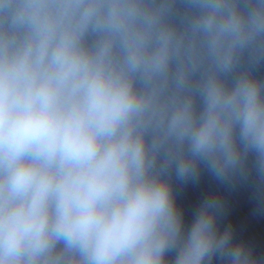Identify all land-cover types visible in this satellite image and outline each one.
<instances>
[{
    "label": "clouds",
    "instance_id": "1",
    "mask_svg": "<svg viewBox=\"0 0 264 264\" xmlns=\"http://www.w3.org/2000/svg\"><path fill=\"white\" fill-rule=\"evenodd\" d=\"M245 188L264 0H0V264H264Z\"/></svg>",
    "mask_w": 264,
    "mask_h": 264
}]
</instances>
